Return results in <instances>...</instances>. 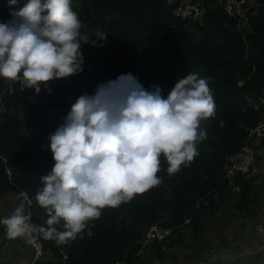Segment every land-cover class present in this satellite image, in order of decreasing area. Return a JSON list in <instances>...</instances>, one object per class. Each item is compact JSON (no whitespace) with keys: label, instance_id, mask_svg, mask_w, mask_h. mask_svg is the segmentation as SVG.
Instances as JSON below:
<instances>
[{"label":"trees","instance_id":"1","mask_svg":"<svg viewBox=\"0 0 264 264\" xmlns=\"http://www.w3.org/2000/svg\"><path fill=\"white\" fill-rule=\"evenodd\" d=\"M199 1L205 10L202 19L184 20L160 0H72L73 10L84 22L82 35L103 44L82 45L83 71L48 81L47 87L42 83L39 93L28 88L38 95L36 105L27 100L21 83L0 80L6 102L0 116V189L25 192L30 199V204L23 202L25 209L29 206L37 225L45 224L47 213L34 195L41 187L40 178L54 164L51 151L44 147L46 135L56 126L48 109L54 105L56 110L70 109L74 102H69L68 95L78 98L84 87L92 94L100 83L126 73L145 88L159 85L165 97L177 78L197 73L207 78L215 100V114L201 122L207 135L197 143L199 155L191 163L169 175L161 156L159 185L117 207H105L75 239L57 243L41 234L44 249L53 252V258L37 264H146L141 241L152 225L160 223L172 230L168 249L183 241V228L191 229L199 245L208 221L228 203L233 187L226 170L248 149L251 130L264 121L260 101L264 95V0L245 6V28L240 27L239 18L226 12L225 0H194ZM5 18H10L7 0H0V20ZM97 31L106 33L103 42L95 36ZM235 181L241 195L236 208L244 215L257 198L252 195L251 179L237 175ZM56 227L64 230L63 222ZM154 245L162 260L165 252Z\"/></svg>","mask_w":264,"mask_h":264},{"label":"clouds","instance_id":"2","mask_svg":"<svg viewBox=\"0 0 264 264\" xmlns=\"http://www.w3.org/2000/svg\"><path fill=\"white\" fill-rule=\"evenodd\" d=\"M226 1V12L245 28L250 0L236 15L227 11ZM7 4L10 18L0 20V78L39 93L42 83L47 87L48 81L83 71V44L103 46L82 35L84 22L72 0H25L16 8L20 0ZM181 4L198 5L205 13L201 1L177 0L169 6L177 14ZM95 36L103 42L106 33L97 31ZM214 114L207 78L197 73L177 78L166 97L159 85L145 88L131 73L100 83L92 94H81L44 145L54 164L40 178L34 198L47 213L45 224L32 223L31 213L25 212L29 206L25 209L21 202L11 215L0 217L7 238L28 239L39 232L57 243L75 239L105 207H117L159 185L161 156L169 175L191 163L199 155L197 143L207 135L201 122ZM22 196L29 204L28 195ZM61 222L64 230L56 227Z\"/></svg>","mask_w":264,"mask_h":264},{"label":"crops","instance_id":"3","mask_svg":"<svg viewBox=\"0 0 264 264\" xmlns=\"http://www.w3.org/2000/svg\"><path fill=\"white\" fill-rule=\"evenodd\" d=\"M255 152L259 162L256 172L251 176V187L253 190L252 195L257 199L250 211L244 213V215L237 211L236 206L241 199V195L239 188H233L228 203L217 215L223 214L227 207H232V210L229 208L231 211L230 222L235 218V223L229 224L227 228H209L207 223L208 228H206L205 238L199 245L195 242L191 229L183 228L181 233H183L184 239L174 247V252L170 257L168 256V259H166V253H164V258L158 260L156 249L149 247L143 253V261L146 264H187V262L189 264H226V261L232 264H264V187L261 189L256 188L259 185L264 186V144L257 147ZM260 170L263 173L262 178L257 174ZM21 202H24V200L19 192L0 189V217L11 215L15 207ZM215 218L217 216L209 221L214 220V223H216ZM188 230H190L189 234H191L195 243V248L193 247L191 250V255H195V258L192 257L194 262L189 260L190 254L183 258V261L179 260L181 256H185L188 249L179 256L176 252L177 248L183 246L185 240L190 238L187 234ZM173 239L177 241L179 236L175 234ZM201 246L204 251L201 252V249L197 251L196 249ZM34 259L35 251L27 246L24 238H7L4 226L0 225V264H32ZM48 259L42 257L37 263H42Z\"/></svg>","mask_w":264,"mask_h":264},{"label":"built area","instance_id":"4","mask_svg":"<svg viewBox=\"0 0 264 264\" xmlns=\"http://www.w3.org/2000/svg\"><path fill=\"white\" fill-rule=\"evenodd\" d=\"M163 1L167 2L169 5H172L175 4L177 0ZM245 2L246 0H227L226 9L233 15L241 14V6L245 4ZM176 12L179 16L191 20H198L203 15V11L199 8L198 5L195 4H181L176 9ZM0 80H3L4 82H12L4 78H0ZM21 90L26 94L27 100L35 105L38 103L39 100L36 93H31L28 88H25L24 85H21ZM68 99L69 102H75L76 97L73 95H68ZM261 101L262 103H264V96L261 98ZM5 107L6 102L4 99V93L0 92V116L5 111ZM69 110L70 109L67 108H64L63 110H57V113L54 116L56 126L46 135L45 145L48 143L50 135L60 124L63 123V118L66 116ZM54 112L55 111L51 112L50 116H53ZM37 117H40V113L37 114ZM263 143L264 121L256 126L253 130H251L248 140V149L241 152L234 163L226 170V177L234 188H237L235 181L237 175H244L246 177H249L254 173L258 162L254 148L262 145ZM8 173L10 174V170H8ZM25 212L31 213V222L36 224L32 219V212L30 211V209L26 210ZM171 233L172 231L170 229L164 228L160 223L152 225L146 232L144 239L141 241V249L145 250L146 248L152 247L155 243H157L158 245H161L163 247L162 249L167 250V243ZM24 241L27 246L35 250V259L33 260L32 264H37L38 260L47 255L48 252L44 249V240L39 232L33 233L31 238H24ZM115 264H122V262H117Z\"/></svg>","mask_w":264,"mask_h":264},{"label":"rangeland","instance_id":"5","mask_svg":"<svg viewBox=\"0 0 264 264\" xmlns=\"http://www.w3.org/2000/svg\"><path fill=\"white\" fill-rule=\"evenodd\" d=\"M253 3V1L252 0H250V4H252ZM7 18H5V20H6ZM89 68H91L92 67V64L91 63H88V65H87ZM89 88L88 87H84V88H82L81 89V91H82V94H85V93H88L89 92ZM77 99V98H76ZM54 105V104H53ZM49 111H51V112H53V111H55L54 112V115H53V119H54V116H55V114L57 113V110H56V107H55V105H54V109L52 110V109H48ZM41 116V115H40ZM55 120V119H54ZM258 159V158H257ZM259 162V161H258ZM257 167V166H256ZM255 170H256V168H255ZM256 171H254V173H255ZM258 174V176L260 177V178H262V175H263V173H262V170H260V172H258L257 173ZM258 177V178H259ZM249 179H251V178H249ZM261 183H262V181H260ZM257 184H260V183H257ZM264 186H262V185H259V186H257L256 188H259V189H261V188H263ZM258 192H260V191H258ZM237 194V193H236ZM230 206V205H229ZM229 208L232 210V207H227L224 211H223V214H221V215H217V218H215V222L216 223H214V220H211V221H209L208 222V225H209V228H227L228 226H229V224H231V223H235L236 222V219L235 218H233L232 220H231V222H230V213H231V211L229 210ZM228 221V222H227ZM208 228V227H207ZM189 232H190V230H188V233L187 234H189ZM189 236H190V238L188 239V240H185L186 242H184V245L183 246H179L178 248H177V250H176V252H177V254H178V256L179 255H181V254H183L185 251H186V249H188L187 251V253H185V256L184 257H180V259L179 260H182L183 261V258H185V257H187L188 256V254H190L189 256V260L190 261H193L194 262V260L192 259V257L193 258H195V255L194 256H192L191 255V250L193 249V247L195 248V243H194V240L192 239V236H191V234H189ZM204 246H206V245H204ZM159 247H161V248H163L161 245H159ZM152 248H154V249H156L157 248V245H153L152 246ZM201 249V252H203L204 251V249H203V247L201 246V247H199V249L197 248L196 250L198 251V250H200ZM34 250V249H33ZM157 250H158V248H157ZM35 251V250H34ZM162 251L163 252H165L166 253V255H167V258L166 259H168L172 254H173V252H174V248H170V249H168V247H167V250H164V249H162ZM32 252V251H31ZM34 254V253H33ZM200 254V253H199ZM169 256V257H168ZM202 256V255H201ZM46 257L47 258H49V259H51V258H53V252H49V253H47V255H46ZM165 259V260H166ZM221 262V261H220ZM187 264H189L188 262H187ZM222 264V263H221ZM226 264H232V263H230L229 261H226Z\"/></svg>","mask_w":264,"mask_h":264}]
</instances>
